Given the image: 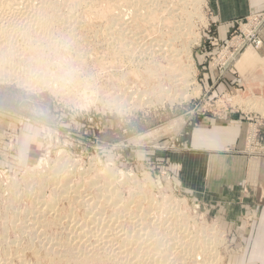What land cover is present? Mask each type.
Returning <instances> with one entry per match:
<instances>
[{"label": "rangeland", "instance_id": "374dc122", "mask_svg": "<svg viewBox=\"0 0 264 264\" xmlns=\"http://www.w3.org/2000/svg\"><path fill=\"white\" fill-rule=\"evenodd\" d=\"M40 1L30 0L29 2V0H26L25 4V1L21 0V7H23V4L25 5L22 8L25 16L19 20L17 25L12 26V28L10 25V18L6 15L8 17L7 21V17L0 13V30L3 29L5 32V30L9 31V28H11L10 31L13 29L11 32L12 34L10 33L9 35V40L13 37V43L10 42L11 40L8 41V44L11 45V51L5 50V52L0 49V55H3L2 57L0 56V186L2 184H7L14 176H16L15 178L21 184L23 180V172L28 167L39 164L41 161L40 159L43 157L49 156L50 166L57 164L56 167L58 168V175L62 179L68 178V176L65 175H69L68 183L73 186V190L77 187L82 190L81 188L85 187L82 191H80L83 192L88 188L84 194H89L91 192L89 196L94 195L93 197H97L95 194H98L99 192L98 198L100 201H98L97 205L100 208H104V214L106 217L117 213L119 221L122 218L119 223L123 226L129 227L132 219L130 216H124V213L122 212L124 210L122 209L125 207L129 208L127 211L131 213L134 211H141L142 209L145 211L147 209L149 212L147 210L145 212L148 213V220L146 221L148 224H145V226L147 231H152L151 229H153L151 233L155 235V237L154 235L152 236L154 238L150 237L148 241L149 243L151 242L155 245L156 248H162V250H158V252L161 251L158 254L164 256L163 254L169 251L168 249L171 246L170 244H172H169V242L171 240L174 243L176 242L173 240L174 238L171 237V228L179 225H186L189 227L187 228L189 230L186 234L188 233L190 235L192 232L193 236H196L197 234V236H199L198 239L200 240L199 245L203 244V247L198 246L200 251L204 248V253L198 252L196 255L198 260L203 261L209 258L211 259L209 264H215V262L217 264H264L261 261L251 259L253 246L251 242H248V240L246 242V239L253 234L252 231L257 220V214L255 211V207L257 205L255 198L247 196V194H243L242 196L239 195L235 199V202H233L232 199L230 200L231 197L227 200L226 195L220 193H210L200 197L190 195L188 192L176 185L174 179L176 176L174 174L176 165L172 166V163H169L166 156L167 153L185 151L190 148L189 140L194 127L208 123L224 124L226 121L232 120L242 122L243 137L241 143L235 145L230 150H233L234 152L240 151V153H244L251 157L264 155V152L260 151L259 148L260 146L264 147V115L256 110H244L237 103L240 98H264V94H259L257 92H254L253 94H248L247 92L241 93L237 90L238 86H236V84H233L232 86L234 88L229 91L221 84L230 82L229 74H238L237 65L239 61L236 64V60L234 62V66L233 64H230L229 67H219L224 60L222 59L223 54H221V52L225 43L219 41L214 35V29L212 28L210 17L209 0H158L159 4L157 3V5H155L152 9L155 12L152 14L153 16L146 19L144 22L140 21L141 23L139 22V25L135 24L134 21L136 20H133L132 22L130 21L128 23L129 25L126 24V26L129 27L128 30L132 26L129 30L132 33L128 31L131 34L129 35L128 33V37L134 36L133 34L137 32L138 34L136 35L137 39L135 47L137 45L147 46L144 47L143 50L148 51V56L143 54L142 51L139 52L138 49L135 52L136 55L135 53L134 55H131V53L126 49L123 50V45L118 44L116 41L119 29H116V31L114 28L109 31L105 28L106 30H103L106 34H104L103 30L99 31L100 34H96L97 26H100V24L104 25V23H107V20H112L104 17L106 15L103 11L106 10V7L103 8L104 10L102 9L104 5L108 6V4H104V1L106 2L108 0H100V2H97V0H63V3L60 2L62 0H47L48 3L46 0L45 2H43V0ZM51 1L54 4H51ZM64 1L66 5L64 4ZM69 1H72V4ZM112 1H114V4L117 1L120 2L117 4L124 6V8L128 10L127 13L130 15L128 17H130V19L133 18L131 8L125 6L124 1L111 0V2ZM42 2L44 6L47 3L44 8L45 10L43 9L44 12L38 10V8L43 5L41 4ZM67 2L73 10L69 5H67ZM75 2L76 5L74 4ZM96 2L97 4L94 6ZM52 5H56V8ZM27 6H29L30 10L26 8ZM150 6V2H146L144 4V10H147L148 8L151 9ZM32 7H34V10ZM52 8L58 12L54 11V9L52 10ZM31 10L35 13H32ZM28 11H31V14L29 12V17ZM37 11H40L41 13ZM102 12L104 14H102ZM52 13H54V15ZM37 14L44 15H38L39 18H41L39 19ZM47 14L49 18L47 17ZM51 14L52 17L50 18ZM202 15L207 20H202ZM61 16L62 19H60ZM42 17L45 19H42ZM53 17H55L56 20L54 19L52 21L51 19ZM33 18H36L37 20L39 19V22ZM46 18L48 20H46ZM25 19L29 21L27 22ZM62 20L65 22H62ZM170 20L171 23H169ZM29 22L31 23L30 27L27 25ZM45 22L48 24L50 23L49 26ZM68 23L70 25L74 24L75 26H72L75 29L72 26L71 29ZM35 24L38 27L35 26ZM44 25L45 27L46 25L48 26L47 29H44L46 32H43L44 30L40 29V27H44ZM33 26H35V28ZM1 27H5V29H1ZM180 27H189L190 29H185V33L180 35ZM24 28L26 29V32L30 31L26 33ZM27 28L29 30H27ZM36 28L40 31H37ZM23 31L27 34V36ZM194 31L200 33L201 38L199 43L195 44L192 48L193 60L188 61L185 56L183 57V60H185L184 64H193L195 70L194 81L196 84H199L198 86L200 91L195 90V85H193L187 92H184L181 86H174V84L169 86V81L171 79L169 75L163 71L169 64L168 57L170 53L167 52L168 54H166L163 50H160V48L157 47L156 50V48H152V46L155 41L157 42L162 40L163 42H161L164 44L168 42L170 38L174 37L175 39L172 40L174 41L173 48L179 49L184 46L187 39L192 37L191 32ZM30 34L31 36H29ZM51 34L53 36H51ZM109 34H111V36ZM96 35L99 37H94ZM0 36H3V34L1 33ZM228 37H230V35ZM109 38L110 40L112 39L111 41L113 42L109 41ZM215 39H217L219 43L215 44ZM2 40L3 37H0V41ZM114 41H116V43H114ZM52 42L54 45H52ZM116 44L118 45L116 46ZM13 50L14 52L16 51V53H13ZM157 51H159L160 54ZM152 55L158 59L155 57L152 58ZM159 56L161 57V60ZM130 57L133 60H131ZM9 59H13V62ZM250 59L251 61L253 59L256 61H262L259 60L256 55H253V57L251 55L248 56L244 62H249L248 60ZM149 60H151L152 62H150L154 64H151ZM157 62L163 63L164 65L160 63L158 64ZM252 64L250 65L252 66ZM7 72L13 73L14 76L13 74L11 75V73ZM8 76H10V78ZM53 76L54 78H52ZM27 79L29 81H27ZM45 80L46 82L43 84V81ZM32 82H34V84H31ZM212 82L216 83L211 87ZM167 86L170 88L164 90ZM60 157L63 158L65 162L58 161L57 163V159ZM64 169L65 171L62 172ZM48 170L49 167H45V172H48ZM109 171L114 173V178L112 177L114 182L110 184V187L112 185V192H116V194H114L115 196L113 195L115 198L112 197V200L114 201L111 202L113 207L110 203H104L105 200L103 197L100 198L101 194L97 189L98 185H105V175L103 176L102 174H106ZM147 177L150 179L148 180ZM94 178H97L98 180H95ZM86 180L89 181L87 182ZM80 181L81 184L79 183ZM141 181L144 183L142 184ZM84 182L86 186H84ZM92 182H96V185H92ZM21 187V190H25L24 184ZM143 190L145 192H143ZM10 191L12 190L9 189L4 191L5 193L7 192L8 195L3 191H0V236H5L8 240L18 239L22 242H18L21 244H17L18 247H16V251H20V253H14L12 259L15 262L11 261V264L22 263L17 256L18 254H21V250H23V252L20 256L23 258L24 253L27 252L25 253L27 261L24 258L23 260L27 263L30 262L31 264H38L39 261L41 262L39 264H53V262L55 264V260L56 264H66L69 262V264H88V262L90 264H115L114 259H111L108 255L105 256L106 253L104 251L95 248V250L92 249L91 252L90 249L85 250L86 255L83 254L85 257H83L82 262L71 258V255L64 252L65 248L63 247V242L61 241H66V231L63 229V226L59 223L58 219L55 220L56 222H50L52 217L47 218L48 223L52 224H50L51 228L49 224V227L48 225L44 226V231H46L45 233L48 237L47 238L45 234V240L51 241L57 238L55 241L61 243L62 245L61 246L59 244L53 248L57 251V253L49 246L42 244L41 240L45 237L34 240L30 239L27 233H19L20 231L16 230L17 228L14 226L19 224L25 217H31V221H33L32 216L34 214H41V216L38 215V221L41 219L44 220L45 218H43L42 213H35L32 198L23 195L21 193L22 191L20 192L21 194L17 192L19 193V198H17L15 202H9L8 197H10ZM43 191L44 196H46L47 199H50L52 187L47 186L43 189ZM131 192H136L138 194L135 193L136 196H133ZM146 194L148 196H146ZM235 195V193L231 194L233 197ZM44 196L43 198H45ZM123 198H125L124 203H121ZM118 199L119 201H116ZM178 199L182 201L186 200L185 205L183 203L181 208L185 211V213H189H187L190 218L189 221L188 217L185 216L184 218L183 216H180L181 218H175L174 220V218L172 219L167 216L169 215L168 213L163 211H167L168 208L172 206L170 205V202L173 204ZM61 200L63 202H61ZM67 200H69V202ZM151 200H155L156 203L154 201V204H151V202H149ZM58 203H60L57 204V207L59 208H57L59 217L64 220H66L69 216L73 217L75 214L76 216L74 217H78L76 219L81 220L85 218L87 214V207L82 204L80 206V202L77 200L74 201L73 196L69 199L62 198L58 201ZM118 204H121V207ZM115 205H118V207ZM152 205H155L156 208H153L154 206ZM166 205L167 209L165 208ZM8 206L10 207L9 209ZM13 206L16 207L14 208ZM82 206L84 209L81 210ZM160 206H162L163 209H158ZM29 208H31V210ZM73 208H75V211L79 209V214L77 211V213H75ZM107 208L108 211H106ZM15 210H17L18 213ZM144 211L142 210V213ZM162 211L166 214V217L163 213H158ZM152 213L159 214L156 215L160 217V220H158L159 217L156 220L157 216L154 214L156 217H153ZM150 214L152 216H150ZM191 215H194V218ZM149 217L152 219L155 218L154 221H152ZM158 221L159 224L162 223L160 226L162 228L159 227V224L155 225ZM170 221L173 222L169 226ZM174 222L176 223L175 226ZM182 222H184L185 225ZM190 222L191 225H189ZM11 223L13 225H11ZM56 223H59L58 228L56 227L58 226ZM166 224L169 226V229H167L168 226ZM154 225L156 227L155 229L153 227ZM163 227L167 229V233L165 229L163 230ZM157 229L158 236L155 233ZM192 229H194L195 232ZM201 230L202 232H200ZM62 232L65 234H62ZM214 233L215 235L213 236L216 242L213 244L214 252L210 251L209 248L205 251V244L202 241V238L204 239L205 235ZM49 235L51 238H49ZM59 235L61 237L63 235L65 236L61 239ZM159 236L161 240L158 238ZM164 236L165 238H163ZM161 237L164 240H162ZM26 239H29V243ZM159 240L162 241V244L165 245L167 242L170 246L166 244V249L163 247L164 245L160 244ZM32 241H34L36 245H32L34 243ZM40 244H42L41 248ZM19 245H21V247ZM28 246L32 250H30ZM46 246L48 248H46ZM58 250L60 252H58ZM144 252L146 253V257H143L144 260L146 262L148 260L151 262V255L148 256V251ZM87 253H89V256ZM166 255L167 253L165 256ZM57 256H59V258H57ZM39 257H42V259ZM106 257L107 261L105 260ZM68 259H70V261ZM212 260L213 262H211ZM149 261L148 263H150ZM186 262L188 264L192 263L191 259H187Z\"/></svg>", "mask_w": 264, "mask_h": 264}, {"label": "bare ground", "instance_id": "6f19581e", "mask_svg": "<svg viewBox=\"0 0 264 264\" xmlns=\"http://www.w3.org/2000/svg\"><path fill=\"white\" fill-rule=\"evenodd\" d=\"M25 1V4H26V0H24ZM37 1V0H36ZM40 1V0H39ZM56 1V0H55ZM59 1V0H58ZM79 1V0H78ZM83 1V0H82ZM90 1V0H89ZM95 1V0H94ZM93 1V2H94ZM100 2V0H97V2ZM116 1V0H115ZM121 1V0H120ZM122 1H124V3H125V6H128L129 8H131V13H133V18L132 19H130V17H128V16H130L129 15V13H127L128 12V10L127 9H125L124 8V6H122V5H118L117 3H120V2H116L115 4H114V1H112L111 2V0H108V1H104V4H108V6H106V5H104V7H102V9L103 8H105L106 7V10L105 11H103V12H105V15L106 16H104V15H102V16H104L105 18H109V20H111V21H108L107 19V23H104V25H101L100 24V26H97V28H96V34L98 33V34H100L99 33V31H101V30H103V29H105V28H107L109 31L110 30H112V29H114L115 28V30L116 29H119L118 30V35H117V43L118 44H122L123 45V47H124V49L123 50H128L130 53H131V55H134V53L136 52V50L138 49L139 50V52L140 51H142V53L143 54H145L146 56H148L147 55V53H148V51H144L143 49H144V47H147V46H144V45H137L136 47H135V45H136V39H137V32H135L134 33V31H133V35L134 36H129L128 37V33L130 32L129 30L132 28V26H131V28L128 30V28L129 27H127L126 26V24H128L130 21L132 22L133 20H136V21H134L135 22V24L137 25L140 21H145L146 19H148V18H150L151 16H153L152 14L153 13H155L154 12V10H152L153 8H154V6L155 5H157V3L159 2L158 0H122ZM165 1V0H164ZM167 1V0H166ZM170 1V0H169ZM175 1V0H174ZM187 1V0H186ZM205 1V0H204ZM28 2V1H27ZM29 2H30V0H29ZM33 2V1H32ZM31 2V3H32ZM41 2V1H40ZM39 2V3H40ZM43 2H45V0H43ZM43 2L41 3V4H43ZM46 2H47V0H46ZM60 2H62L63 3V0L62 1H60ZM70 2V1H69ZM72 2V1H71ZM70 2V3H71ZM74 2V1H73ZM92 2V3H93ZM97 2L95 3V5L94 6H96V4H97ZM146 2H150V8L151 9H147V8H145V9H147V10H144V4L146 3ZM48 3V2H47ZM47 3L45 4V6L47 5ZM68 3V2H67ZM80 3H81V1H80ZM83 3V2H82ZM123 3V4H124ZM199 3V2H198ZM206 3V2H205ZM21 0H0V13H2V14H4L5 16L7 15L9 18H10V25H11V28H12V26H15V25H17L18 23H19V20L23 17V16H25V13L23 12L24 10L22 9L25 5L23 4L22 6L23 7H21ZM34 4V3H33ZM51 4H54L52 1H51ZM50 4V5H51ZM64 4H65V1H64ZM72 4V3H71ZM75 5H76V2L74 3ZM94 4V3H93ZM122 4V3H121ZM159 4V3H158ZM162 4V3H161ZM160 4V5H161ZM30 5V4H29ZM49 5V4H48ZM66 5V4H65ZM67 5H69V3L67 4ZM77 5H78V2H77ZM177 5V4H176ZM186 5V4H185ZM198 5V4H197ZM34 6V5H33ZM40 6V5H39ZM45 6H44V4L42 5V6H40L39 8H38V10H41V11H43L44 12V8H45ZM52 6H54V5H52ZM70 6V5H69ZM79 6H80V4H79ZM146 6V5H145ZM159 6V5H158ZM195 6V5H194ZM31 7V6H30ZM38 7V6H37ZM37 7H36V10H37ZM51 7V6H50ZM49 7V8H50ZM73 7H74V5H73ZM157 7V6H156ZM155 7V8H156ZM176 7V6H175ZM27 9H29V6H27L26 7ZM54 8H56V5L54 6ZM54 8H52V10L54 9ZM58 8V7H57ZM70 8H72L71 6H70ZM76 8H77V6H76ZM186 8V7H185ZM194 8V7H193ZM32 9L34 10V7H32ZM44 9V10H43ZM60 9V8H59ZM23 10V11H22ZM30 10V9H29ZM72 10H73V8H72ZM104 10V9H103ZM130 10V9H129ZM32 11V10H31ZM31 11H28V17H29V12H30V14H31ZM54 11H56V12H58L57 10H55L54 9ZM172 11V10H171ZM177 11H178V9H177ZM183 11V10H182ZM37 12H39V13H41L40 11H37ZM49 12H50V10H49ZM70 12V11H69ZM102 12V14H104ZM156 12H158V11H156ZM32 13H35V12H33L32 11ZM55 13V12H54ZM54 13H52L53 15H54ZM70 13H72V12H70ZM130 13V14H131ZM189 13V12H188ZM45 14V13H44ZM44 14H37V17L39 18V16L38 15H44ZM49 14V13H48ZM48 14H47V17H48ZM52 14H51V16H50V18L52 17ZM58 14V13H57ZM176 14V13H175ZM174 14V15H175ZM56 15V14H55ZM60 15V14H59ZM70 15V14H69ZM1 16H3V15H1ZM4 16V17H5ZM6 16V17H7ZM26 16H27V14H26ZM35 16V15H34ZM8 17L6 18L7 19V21H8ZM31 17V16H30ZM33 17V16H32ZM45 17V16H44ZM44 17H42V19H45ZM63 17H64V14H63ZM175 17V16H174ZM24 18V17H23ZM26 18V17H25ZM49 18V17H48ZM67 18V17H66ZM72 18V17H71ZM70 18V19H71ZM157 18V17H156ZM169 18V17H168ZM27 19V18H26ZM25 19V20H26ZM30 19V18H29ZM33 19H35V20H37L36 18H33ZM39 19H41V18H39ZM38 19V20H39ZM55 19V17H53L51 20L53 21ZM60 19H62V16H61V18ZM73 19V18H72ZM188 19V18H187ZM202 20H207L203 15H202V18H201ZM37 20V21H38ZM46 20H48L47 18H46ZM45 20V21H46ZM56 20V19H55ZM65 20V19H64ZM27 22L29 21V20H26ZM36 21V22H37ZM73 21H75V20H73ZM72 21V22H73ZM100 21H102V20H100ZM191 21V20H190ZM22 22V21H21ZM20 22V23H21ZM30 22H31V20H30ZM26 23L27 25H29V27H30V24L31 23ZM33 22V21H32ZM39 22V21H38ZM41 22V21H40ZM44 22V21H43ZM46 22H48V21H46ZM45 22V23H46ZM51 22V21H50ZM62 22H65V21H63L62 20ZM70 22V21H69ZM78 22V21H77ZM106 22V21H105ZM173 22V21H172ZM7 23H9V22H7ZM34 23V22H33ZM32 23V24H33ZM42 23V22H41ZM41 23H40V25H41ZM75 23V22H74ZM102 23V24H103ZM141 23V22H140ZM168 23V22H167ZM169 23H171V20L169 21ZM3 24V23H2ZM37 24V23H36ZM35 24V26H37ZM46 24H48V23H46ZM50 24V23H49ZM49 24H48V26H49ZM77 24V23H76ZM133 24V23H132ZM134 24V25H135ZM186 24V23H185ZM9 25V24H8ZM8 25H6V26H8ZM23 25H24V23H23ZM26 25V26H27ZM34 25V24H33ZM43 25V24H42ZM68 25H70L69 23H68ZM72 25H74V24H72ZM72 25H70V28L72 29ZM129 25V24H128ZM139 25V24H138ZM154 25V24H153ZM1 26V25H0ZM2 26H4V25H2ZM21 26H22V24H21ZM26 26H25V28H26ZM35 26H33L34 28H35ZM47 25H46V27H45V25H44V27L43 26H41L40 27V29L42 30H44V29H47V27H48ZM72 26V27H71ZM75 26V25H74ZM124 26H126V27H124ZM151 26V25H150ZM10 27V26H9ZM20 27V26H19ZM28 27V26H27ZM38 27V26H37ZM53 27V26H52ZM63 27V26H62ZM119 27V28H118ZM2 28H4L5 29V27H1V29ZM11 28H9L8 30L9 31H7V30H5V32H4V30L2 29V30H0V34L2 33L3 34V36H0L1 38L3 37V40L2 41H0V49L2 50V51H5V50H9V51H11V49H10V46L11 45H9L8 43V41H10L11 43H13L12 42V38L9 40V35H10V33L12 32V30L10 31V29ZM15 28V27H14ZM17 28V27H16ZM24 28V31L26 30ZM74 28V27H73ZM136 28V27H135ZM32 29V28H31ZM65 29V28H64ZM75 29V28H74ZM138 29H139V27H138ZM174 29V28H173ZM185 29H190L189 27L187 28H184V27H180L179 28V32H181L180 33V35H182V33L184 34L185 33ZM17 30V29H16ZM22 30V29H21ZM27 30H29L28 28H27ZM33 30V29H32ZM36 30H37V28H36ZM39 30V29H38ZM37 30V31H38ZM51 30H52V28H51ZM50 30V31H51ZM106 30V29H105ZM114 30V31H115ZM192 30H193V28H192ZM191 30V31H192ZM18 31H19V29H18ZM23 31V32H24ZM30 31V30H29ZM29 31H27V32H29ZM34 31V30H33ZM40 31V30H39ZM49 31V30H48ZM53 31V30H52ZM104 31V30H103ZM103 31H102V33H103ZM117 31V30H116ZM129 31V32H128ZM139 31V30H138ZM188 31V30H187ZM20 32V31H19ZM26 32V31H25ZM24 32V33H25ZM26 32V33H27ZM35 32V31H34ZM42 32V31H41ZM40 32V33H41ZM43 32H46V30H44ZM72 32V31H71ZM16 33V32H15ZM25 33V34H26ZM32 33V32H31ZM39 33V34H40ZM53 33V32H52ZM101 33V34H102ZM111 33V32H110ZM130 33H132V32H130ZM129 33V35H131ZM189 33V32H188ZM12 34V33H11ZM21 34V33H20ZM35 34V33H34ZM37 34H38V32H37ZM43 34H45V33H43ZM48 34V33H47ZM74 34V33H73ZM104 34H106V32L104 31ZM191 34H192V37L190 38V39H187L186 40V43H184V46L183 47H181V48H173V42L174 41H172L173 39H175L174 37H172V38H170L169 39V41L168 42H166V43H162L163 41L162 40H160V41H155L154 42V44H153V46H152V48L153 47H155L156 48V50H157V47L158 48H160V50H163L166 54H168L167 52H169L170 53V55H169V64H168V66H166L165 68H164V72H166L168 75H169V77H170V85L169 86H172L173 84H174V86H181V88H182V90L184 91V92H187L190 88H192L191 86H193V85H195L194 86V89L195 90H199V84L197 83L196 84V82L194 81V74H195V70H194V66H193V64L192 63H187V64H184L185 63V60H183L184 58V56H185V58L188 60V61H191V60H193V50H192V48L194 47V45L195 44H197V43H199V41H200V38H201V35H200V33H198V32H191ZM16 35V34H15ZM21 35H23V34H21ZM76 35H77V33H76ZM110 36H111V34H109ZM19 36V35H18ZM26 36H27V34H26ZM25 36V37H26ZM29 36H31V34L29 35ZM39 36V35H38ZM38 36H37V38H38ZM42 36V35H41ZM49 36V35H48ZM51 36H53L52 34H51ZM136 36V37H135ZM179 36V35H178ZM177 36V37H178ZM189 36V35H188ZM47 37V36H46ZM94 37H96V38H98L99 36H94ZM115 37H116V35H115ZM114 37V38H115ZM16 38V37H15ZM31 38V37H30ZM73 38V37H72ZM75 38V37H74ZM79 38V37H78ZM85 38V37H84ZM104 38V37H103ZM113 38V37H112ZM181 38V37H180ZM188 38V37H187ZM24 39V38H23ZM47 39H48V37H47ZM46 39V40H47ZM50 39H51V37H50ZM59 39V38H58ZM77 39V38H76ZM94 39V38H93ZM147 39V38H146ZM34 40V39H33ZM44 40H45V38H44ZM53 40H54V38H53ZM80 40H82V39H80ZM112 40V39H111ZM110 40V38H109V41H111ZM164 40V39H163ZM182 40V39H181ZM39 41V40H38ZM50 41H52V40H50ZM74 41H75V39H74ZM83 41V40H82ZM116 41H114V43H116ZM162 41V42H161ZM16 42V41H15ZM46 42V41H45ZM48 42V41H47ZM54 42V41H53ZM53 42H52V45H54L53 44ZM71 42V41H70ZM111 42H113V41H111ZM176 42V41H175ZM10 43V44H11ZM41 43H43V42H41ZM55 43V42H54ZM72 43V42H71ZM114 43H111V44H114ZM110 44V43H109ZM118 44H116V46L118 45ZM13 45V44H12ZM17 45V44H16ZM40 45V44H39ZM50 45V44H49ZM80 45V44H79ZM88 45H89V43H88ZM87 45V46H88ZM16 47H18V46H16ZM84 47V46H83ZM166 47V48H165ZM87 48V47H86ZM114 48V47H113ZM117 48V47H116ZM119 48V47H118ZM120 49H121V47H120ZM147 49V48H146ZM149 49V48H148ZM17 50V49H16ZM35 50H36V48H35ZM122 50V49H121ZM154 50V49H153ZM159 50V51H160ZM19 51V50H18ZM118 51V50H117ZM150 51V50H149ZM159 51H157L159 54H160V52ZM6 52V51H5ZM4 52V53H5ZM13 53H16V51L14 52V50L12 51ZM83 52V51H82ZM92 52V51H91ZM94 52V51H93ZM123 52V51H122ZM155 52V51H154ZM246 53L243 55V60L245 61V59H247L248 58V56L250 55H252L253 54V50L252 49H247L246 51H245ZM11 53V52H10ZM10 53H9V55H10ZM18 53V52H17ZM138 53V52H137ZM141 53V54H142ZM157 53V54H158ZM12 54V53H11ZM19 54H20V52H19ZM94 54V53H93ZM119 54V53H118ZM126 54H128V53H126ZM139 54V53H138ZM6 55V54H5ZM4 55V56H5ZM16 55V54H15ZM121 55V54H120ZM135 55H136V53H135ZM1 57L3 56V55H0ZM19 56V55H18ZM82 56V55H81ZM80 56V57H81ZM93 56V55H92ZM92 56H90V57H92ZM124 56H126V55H124ZM151 56V55H150ZM150 56H149V58H150ZM158 56V55H157ZM168 56V55H167ZM166 56V57H167ZM9 57V56H8ZM11 57V56H10ZM13 57H15V56H13ZM133 57V56H132ZM155 57V56H154ZM153 57V55H152V58H154ZM160 57V56H159ZM128 58H129V55H128ZM131 58V57H130ZM139 58H141V57H139ZM142 58H143V56H142ZM147 58V57H146ZM156 58V57H155ZM2 59V58H1ZM22 59V58H21ZM84 59V58H83ZM135 59V58H134ZM138 59V58H137ZM145 59V58H144ZM143 59V60H144ZM156 59H158V58H156ZM155 59V60H156ZM9 60H11V59H9ZM13 60V59H12ZM11 60V61H12ZM20 60V59H19ZM30 60V59H29ZM81 60V59H80ZM131 60H133L132 58H131ZM142 60V59H141ZM154 60V61H155ZM160 60H161V57H160ZM163 60H164V58H163ZM5 61H7V60H5ZM11 61H10V63H11ZM25 61V60H24ZM151 60H149V62H150ZM167 61V60H166ZM2 62H4V61H2ZM13 62V61H12ZM131 62V61H130ZM152 62V61H151ZM150 62V63H151ZM5 63H7V62H5ZM38 63V62H37ZM158 63V62H157ZM160 63V62H159ZM158 63V64H159ZM2 64V63H1ZM8 64H9V62H8ZM151 64H154V63H151ZM160 64H163V63H160ZM5 65V64H4ZM164 65V64H163ZM251 66V65H250ZM38 68V67H37ZM129 69V68H128ZM3 70H4V68H3ZM5 71V70H4ZM6 72V71H5ZM129 72V71H128ZM7 73H11V72H7ZM41 73V72H40ZM153 73V72H152ZM13 73H11V75H12ZM116 74V73H115ZM4 75H6V74H4ZM10 75V74H9ZM10 75V76H11ZM43 75V74H42ZM153 75V74H152ZM10 76H8L9 78H10ZM13 76H14V74H13ZM40 76V75H39ZM42 77V76H41ZM44 78V77H43ZM52 78H54V76L52 77ZM124 78V77H123ZM30 79V78H29ZM50 80V79H49ZM162 80V79H161ZM27 81H29L28 79H27ZM26 81V82H27ZM35 81V80H34ZM44 83L43 84H45V82H46V80L45 81H43ZM123 82V81H122ZM37 83H39V82H37ZM54 83V82H53ZM31 84H34V82H32ZM36 84V83H35ZM40 85V84H39ZM34 87H36L35 85H33ZM38 86V85H37ZM46 86H47V84H46ZM49 86V85H48ZM158 86V85H157ZM169 86H167V87H165V89L164 90H166V89H169L170 87ZM40 87H42V86H40ZM52 87V86H51ZM154 88V87H153ZM156 89V88H155ZM194 91V90H193ZM200 91V90H199ZM164 92V91H163ZM136 93V92H135ZM159 93V92H158ZM161 93V92H160ZM176 94V93H175ZM163 95V94H162ZM186 95V94H185ZM136 96V95H135ZM165 96V95H164ZM176 97V96H175ZM174 97V98H175ZM188 97V96H187ZM124 98V97H123ZM173 98V99H174ZM178 98V97H177ZM258 98V97H257ZM248 98V99H244V98H240V99H238V101H237V103L244 109V110H248V111H253V110H256V111H258V112H260L262 115H264V98ZM121 100H122V98H121ZM149 100V99H148ZM147 100V101H148ZM151 102V101H150ZM114 103V102H113ZM137 103V102H136ZM237 104V105H238ZM129 105V104H128ZM259 144V143H258ZM65 158V157H64ZM41 161H40V163L39 164H37L36 166H30V167H28L24 172H23V180H22V183L25 185V190L24 189H22L21 190V186L23 185L22 183V185L19 183V181L15 178L16 176H14L13 178H11V180L7 183V184H2L1 186H0V191H7V190H12V191H10V197H8V199H9V202H15V200L17 199V198H19L18 196V194L21 192L23 195H26V197H31L32 198V203H33V206H34V208H35V213L37 214V213H42L43 214V218H45L44 220H42L41 218V220H39L38 221V219H39V216H41V214H37V215H31L32 217H33V221H31V217H25L22 221H20V223L19 224H16V226H14V227H16L15 229L16 230H18V231H20L19 233H27L28 234V237L30 238V239H42L43 237H45V232L46 231H44V226H46V225H50L51 223H48V221H47V218L48 217H52V219L50 220V222H54L56 219H58L59 220V223L63 226V229L66 231V234H67V239H66V241L64 242L63 240H61L62 242H63V247L65 248V250H64V248H63V250H64V252L66 253V254H69V255H71V258H74L75 260H77V261H79V262H82L83 261V257H85V256H83V254H85L86 253V251L85 250H87V249H90V252H91V250L93 249V250H95V249H98V250H102V251H104L105 253H106V255L105 256H109L111 259H114L115 260V264L116 263H118V264H188L186 261H187V259H191V261H192V263L191 264H209V261L211 260V259H207V260H203V261H200V260H198L197 259V254H198V252L200 253V252H203L204 253V248H203V250L202 251H200L199 250V247L200 246H202V245H199V239H198V237L199 236H197V234H196V236H193V232L189 235L188 233L186 234V232H188V230L189 229H187V228H189L188 226H186L185 224H184V222H182L185 226H177V227H173V228H171L172 230H171V233H172V236L171 237H173L174 239L173 240H175L176 242L174 243L172 240L169 242V244L170 243H172V244H170V245H168V243L166 242V244L168 245V246H170L169 247V251L168 252H166L167 253V255L165 256V254H163L164 256H162V255H160V254H158V253H160V252H158V250L160 249V247H159V249H158V247L156 248V246L155 245H153L151 242L149 243V239H150V237L151 238H154L155 237V235L153 234V233H151L152 231H153V229H151L152 231H147V229H146V226H145V224H148V222L146 223V221L148 220V213L147 212H145L144 211V209H142L144 212L142 213V210L140 211H134L133 213H131V212H129V211H127L129 208H124V209H122V210H124V211H122L123 213H124V216H130V218L132 219V221H131V224H129V227H126V226H123V225H121L119 222L121 221V219H120V221H119V216H117V213H115V214H113L112 216H109V217H106L105 216V214H104V208L103 207H99L97 204H98V201H100L99 200V192H98V194H95L97 197H93V196H89V194L91 193H87V194H84V192H86V190L88 189H86L85 191H83V192H80V191H82L83 190V188H85V187H83V188H81V186H80V188L82 189V190H80L79 189V187H77V188H75L74 190H73V186H71L69 183H68V178H69V175H65V176H68V178H61L59 175H58V168L56 167L57 166V164L56 165H54V166H50V160H49V156H46V157H43L42 159H40ZM58 161L59 162H61V161H64L65 162V160L63 159V158H58L57 159V163H58ZM55 163V162H54ZM63 163V162H62ZM74 163V162H73ZM39 165V166H38ZM69 166V165H68ZM45 167H49V170H48V172L46 171L45 172ZM59 167V166H58ZM71 167V166H70ZM69 168V167H68ZM77 169V168H76ZM82 169V168H81ZM88 169V168H87ZM116 169V168H115ZM98 170V169H97ZM62 171V170H61ZM65 171V169L62 171V172H64ZM86 171V170H85ZM115 172V171H114ZM123 172V171H122ZM71 173V172H70ZM61 174V173H60ZM67 174V173H66ZM90 174V173H89ZM72 175V174H71ZM103 176L105 175V179H106V183H105V185L103 184V185H101V186H97V189L100 191V198H104V200H105V202L104 203H110V205L112 206V203L111 202H114L112 199L113 198H115V197H113V195L114 194H116V192H112V185H111V187H110V184H112V182H114L113 180H112V177L114 176V173L113 172H107L106 174L104 173V174H102ZM62 176V175H61ZM85 176V175H84ZM117 176V175H116ZM71 177V176H70ZM96 177V176H95ZM72 178V177H71ZM74 178V177H73ZM97 178H98V176H97ZM96 178V179H97ZM103 178V177H102ZM102 178H100V179H102ZM114 178V177H113ZM132 178V177H131ZM95 179V178H94ZM93 179V180H94ZM95 179V180H96ZM118 179V178H117ZM147 179L149 180L150 178L149 177H147ZM98 180V179H97ZM116 180V179H115ZM145 180V179H144ZM75 181V180H74ZM87 181V180H86ZM89 181V180H88ZM87 181V182H88ZM131 181V180H130ZM146 181V180H145ZM151 181V180H150ZM83 182V181H82ZM86 182V183H87ZM101 182V181H100ZM99 182V183H100ZM116 182V181H115ZM119 182V181H118ZM142 182V181H141ZM80 184H81V181L79 182ZM78 183V184H79ZM104 183V182H103ZM139 183V182H138ZM144 182H142V184H143ZM71 184H73V183H71ZM88 184V183H87ZM117 184V183H116ZM136 184V183H135ZM3 185H5V186H3ZM74 185V184H73ZM92 185H96V182L94 183V182H92ZM141 185V184H140ZM47 186H51L52 187V194H51V198L49 199H47L46 198V196H44V194H43V189L45 188V187H47ZM84 186H86L85 185V182H84ZM118 186H119V184H118ZM136 186V185H135ZM24 187V186H23ZM89 187V186H88ZM96 187V186H95ZM94 187V188H95ZM114 187V186H113ZM116 187H117V185H116ZM93 188V189H94ZM118 189V188H117ZM147 189V188H146ZM96 190V189H95ZM115 190H116V188H115ZM43 191V192H42ZM51 191V190H50ZM91 191H92V189H91ZM117 191V190H116ZM119 191L121 192V190L119 189ZM138 191V190H137ZM148 191V190H147ZM17 192H19V193H17ZM27 192V193H26ZM89 192V191H88ZM118 192V191H117ZM134 192V191H133ZM143 192H145L144 190H143ZM5 193V192H4ZM20 193V194H21ZM45 193H46V190H45ZM132 193V192H131ZM136 193V192H135ZM135 193H132L133 194V196L135 195ZM5 194H7V192L5 193ZM136 194H138V193H136ZM140 194V193H139ZM148 194V193H147ZM146 194V196H148ZM8 195V194H7ZM5 196V195H4ZM22 196V195H21ZM43 196L45 197V198H43ZM73 196V199H74V201L75 200H77V201H79L80 202V206H81V204L84 206H86L87 207V214H86V216H85V218H83V219H81V220H78V219H76V218H78V217H74V216H76V214L73 216V217H68L66 220H64V219H62L61 217H59V212H58V210H57V204H60L61 202H63L62 200H61V202L60 203H58V201L60 200V199H62V198H66V199H69L70 197H72ZM115 196V195H114ZM131 196V195H130ZM136 196V195H135ZM140 196V195H139ZM113 197V198H112ZM117 197V196H116ZM121 197V196H120ZM2 198V197H1ZM4 198V197H3ZM25 198V197H24ZM23 198V199H24ZM111 198V199H110ZM133 198V197H132ZM142 198V197H141ZM148 198V197H147ZM171 198V197H170ZM124 199L125 198H123V201L121 202V203H124ZM151 199V198H150ZM137 200V199H136ZM142 200V199H141ZM2 201V200H1ZM19 201H20V199H19ZM65 201V200H64ZM68 202H69V200H67ZM70 201H73V200H70ZM102 201V200H101ZM116 201H119V199L118 200H116ZM127 201V200H126ZM140 201V200H139ZM148 201V200H147ZM146 201V202H147ZM155 201V200H154ZM154 201L153 200H151V201H149V202H151V204H154ZM168 201V200H167ZM166 201V202H167ZM21 202H22V200H21ZM66 202V201H65ZM142 202H143V200H142ZM145 202V201H144ZM158 202V201H157ZM174 202V201H173ZM185 202H186V200H176L173 204H171V202H170V205H172V206H170L169 208H168V210L167 211H165V210H163L165 213H168L169 215H167L168 217H171L172 219L174 218V220H175V218H178L179 219V217L180 216H183V218H184V216L185 217H188V221L190 220V218H189V215H187V213H185V211L181 208V205L184 203V205H185ZM29 203V202H28ZM74 203H76V202H74ZM73 203V204H74ZM120 203V202H119ZM155 203H156V201H155ZM168 203V202H167ZM0 204H1V202H0ZM17 204V203H16ZM15 204V205H16ZM27 204V203H26ZM149 204V203H148ZM161 204V203H160ZM29 205V204H28ZM69 205H70V203H69ZM72 205V204H71ZM100 205V204H99ZM106 205V204H105ZM109 205V206H110ZM119 206L121 205V204H118ZM118 205L116 206V207H118ZM169 205V204H168ZM18 206V205H17ZM59 206H61V205H59ZM78 206V205H77ZM83 206H82V208H81V210L82 209H84L83 208ZM108 206V205H107ZM106 206V207H107ZM110 206V207H111ZM138 206V205H137ZM149 206H150V204H149ZM152 206H154L153 208H156L155 207V205H152ZM14 208L16 207V206H13ZM32 207V206H31ZM64 207V206H63ZM113 207V206H112ZM121 207V206H120ZM144 207V206H143ZM158 207V206H157ZM10 207L8 206V209H9ZM14 208H12V209H14ZM24 208L26 209V207L24 206ZM141 208V207H140ZM145 208V207H144ZM165 208L167 209V205L165 206ZM164 208V209H165ZM6 209H7V207H6ZM30 210H31V208H29ZM59 209V208H58ZM158 209H163V207L162 206H160ZM28 210V209H27ZM63 210H64V208H63ZM73 210L75 211V208H73ZM79 210V209H78ZM78 210H76L77 212H78ZM121 210V209H120ZM16 212H17V210H15ZM18 211H21V210H18ZM33 211V212H34ZM73 211V212H74ZM75 211V213H77ZM106 211H108V208H107V210ZM118 211H119V209H118ZM117 211V212H118ZM148 211V210H147ZM155 211V210H154ZM159 211H161V210H159ZM163 211L162 212H158V213H163ZM28 212V211H27ZM31 212V211H30ZM149 212V211H148ZM0 213H1V211H0ZM18 213V212H17ZM20 213V212H19ZM14 214V213H13ZM22 214V213H21ZM25 214V213H24ZM60 214H61V211H60ZM65 214V213H64ZM78 214H79V212H78ZM77 214V215H78ZM134 214V215H133ZM153 214V217L157 214V213H152ZM155 214V215H154ZM164 214V213H163ZM163 214H161V215H163ZM189 214V213H188ZM2 215V214H1ZM39 215V216H38ZM157 215H159V214H157ZM156 215V216H157ZM160 215V216H161ZM166 214H164V216H165ZM4 216V215H3ZM7 216V215H6ZM20 216V215H19ZM24 216V215H23ZM79 216V215H78ZM150 216H152L151 214H150ZM155 216V217H156ZM192 217L194 216V215H191ZM190 216V217H191ZM21 217H22V215H21ZM64 217V216H63ZM159 216H157L156 217V220H157V218H158ZM163 217V216H162ZM166 217V216H165ZM149 218H151V217H149ZM181 218V217H180ZM194 218V217H193ZM196 218V217H195ZM80 219V218H79ZM152 219V218H151ZM155 219V218H154ZM154 219H152V221H154ZM177 219V220H178ZM14 220V219H13ZM16 220V219H15ZM124 220H126V219H124ZM130 220V219H129ZM158 220H160V217H159V219ZM171 220V219H170ZM173 220V221H174ZM192 220H195V219H192ZM151 221V222H152ZM162 221H163V218H162ZM165 221H167V220H165ZM173 221H170V223H169V226H170V224L173 222ZM180 221V220H179ZM56 222V221H55ZM122 222H123V220H122ZM150 222V223H151ZM157 222V221H156ZM167 222H169V221H167ZM181 222V221H180ZM8 223H10V222H8ZM58 223V224H59ZM153 223V222H152ZM155 223V222H154ZM175 223V222H174ZM181 223V224H182ZM55 224V223H54ZM57 224V223H56ZM57 224V225H58ZM158 225L159 224V221H158V223H155V225ZM1 225V224H0ZM8 225V224H7ZM11 225H13L12 223H11ZM10 225V226H11ZM49 225H48V227H49ZM52 225V224H51ZM51 225H50V228H51ZM125 225H126V223H125ZM155 225L153 226L154 227V229L156 228L155 227ZM162 225V223L161 224H159V227ZM167 225V224H166ZM176 225V223L174 224V226ZM189 225H191V222H190V224ZM6 226V225H5ZM168 226V225H167ZM169 226H168V228L167 229H169ZM203 226H204V224H203ZM1 227V226H0ZM57 228L59 227V225L58 226H56ZM61 227V226H60ZM152 227V226H151ZM194 227V226H193ZM207 227V226H206ZM49 228V229H50ZM54 228V227H53ZM149 228V227H148ZM160 228H162V227H160ZM159 228V229H160ZM195 228V227H194ZM208 228V227H207ZM1 229V228H0ZM7 229H8V227H7ZM48 229V230H49ZM62 229V228H61ZM166 230V233H167V229L165 228V227H163V230ZM201 229V228H200ZM216 229V228H215ZM58 230V229H57ZM63 230V231H64ZM162 230V229H161ZM194 232H195V230L194 229H192ZM191 230V231H192ZM6 231V230H5ZM9 231V230H8ZM157 232H158V229H157V231L155 232L156 234H157ZM169 232H170V230H169ZM190 232V231H189ZM200 232H202V230L200 231ZM56 233H57V231H56ZM64 232H62V234H63ZM160 233V232H159ZM163 233V232H162ZM198 233V232H197ZM206 233H207V230H206ZM220 233V232H219ZM53 234V233H52ZM58 234V233H57ZM65 234V233H64ZM165 234V233H164ZM164 234H162V235H164ZM17 235V234H16ZM154 235V237H152ZM166 235V234H165ZM213 235H215V233L214 234H210V235H205L204 237V239L202 238V241L204 242V244H205V251L209 248V250L210 251H212V252H214L213 250H214V247H213V244H214V242H215V240H214V236ZM221 235V234H220ZM19 236H20V234H19ZM51 236H53V235H51ZM55 236V235H54ZM60 236V235H59ZM63 236H65V235H63ZM62 236V237H63ZM157 236H158V234H157ZM160 236H161V234H160ZM160 236L158 237L159 239H160ZM170 236V235H169ZM9 237V236H8ZM16 237V236H15ZM21 237V236H20ZM23 237V236H22ZM27 237V238H28ZM46 237H47V234H46ZM46 237L45 238H43L42 240H41V242H42V244L43 245H47V246H49L50 248H55V246L57 245H61V243H59V242H57V241H55V240H51V241H49L48 239V241H46L45 239H46ZM61 236H60V238L61 239H63ZM203 237V236H202ZM224 237V236H223ZM9 238H11V237H9ZM48 238V237H47ZM49 238H51L50 237V235H49ZM53 238V237H52ZM59 238V239H60ZM162 238V237H161ZM163 238H165V236L163 237ZM162 238V240H164ZM168 238V237H167ZM23 239V238H22ZM27 240V242H28V240L29 239H26ZM161 240V239H160ZM159 240V241H160ZM21 242V240H18V239H14V240H8L7 238H5V236H0V264H11L10 262L11 261H13V255H14V253L15 254H17L18 252L20 253V251H16V247H18V245L17 244H21V243H18V242ZM23 241V240H22ZM45 241V242H44ZM25 242V241H24ZM31 242V241H30ZM32 242H34V241H32ZM155 242H156V240H155ZM162 241H160V244H162L161 243ZM29 243V242H28ZM163 243H164V241H163ZM176 244V245H174V244ZM216 243V242H215ZM219 243H220V241H219ZM42 244H40V248L42 247ZM165 244V245H166ZM29 245V244H28ZM32 245H36L35 244V242L32 244ZM162 245H164V244H162ZM165 245L163 246V247H165ZM174 245V246H173ZM20 247H21V245H19ZM46 246V248H48ZM62 246V245H61ZM60 246V247H61ZM199 246V247H198ZM25 247H26V245H25ZM29 247V246H28ZM35 247V246H34ZM34 247H32V248H34ZM162 247V246H161ZM203 247V246H202ZM39 248V249H40ZM44 248V247H43ZM42 248V249H43ZM95 248V249H94ZM166 248V247H165ZM29 249H30V247H29ZM35 249V248H34ZM167 249V248H166ZM201 249V248H200ZM219 249V248H218ZM19 250V249H18ZM21 250V249H20ZM25 250V249H24ZM30 250H32V249H30ZM38 250V249H37ZM56 253H57V251L55 250V249H53ZM60 250V249H59ZM58 250V252H60ZM160 250H162V248L160 249ZM47 251H48V249H47ZM53 251V252H54ZM144 251H148V256H150L151 255V258H152V261L150 262L149 260V262L150 263H148V261L146 262L145 260H144V258L143 257H146V253L144 252ZM166 251V250H165ZM164 251V252H165ZM22 252H23V250H21V254L20 255H22ZM25 252V251H24ZM36 252V251H35ZM40 252V251H39ZM89 252V251H88ZM89 252V253H90ZM95 252V251H94ZM25 253H27V252H25ZM25 253H24V255H23V258L26 260V258H25ZM36 253H38V252H36ZM50 253H52V252H50ZM89 253H87V255L89 254ZM100 253H102V252H100ZM104 253V254H105ZM152 253V254H151ZM41 254V253H40ZM47 254V253H46ZM162 254V253H161ZM19 254L17 255L18 256V259L19 260H21L22 261V263L21 264H31L30 262H25V260H23V258L20 256ZM36 255V254H35ZM49 255V254H48ZM48 255H47V258H48ZM53 255V254H52ZM56 255H58V254H56ZM86 255V254H85ZM92 255V254H91ZM201 255V254H200ZM207 255V254H206ZM205 255V256H206ZM217 255V254H216ZM38 256V255H37ZM36 256V257H37ZM40 256V255H39ZM51 256V255H50ZM89 256V255H88ZM93 256H94V254H93ZM97 256H98V254H97ZM147 256V257H148ZM56 257V256H55ZM68 257V256H67ZM90 257H92V256H90ZM102 257H104V256H102ZM40 259H42V257H39ZM57 258H59V256H57ZM150 258V257H149ZM12 259V260H11ZM92 259V258H91ZM101 259V258H100ZM107 259V257L105 258V260ZM147 259V258H146ZM16 260V259H15ZM34 260V259H33ZM60 260V259H59ZM63 260H65V259H63ZM69 261H70V259H68ZM97 260V259H96ZM102 260V259H101ZM104 260V259H103ZM110 260V259H109ZM27 261V260H26ZM52 261V260H51ZM68 261V262H69ZM107 261V260H106ZM112 261V260H111ZM190 261V260H189ZM13 262H15V261H13ZM12 262V263H13ZM37 262H38V260H37ZM63 262V261H62ZM61 262V263H62ZM100 262V261H99ZM98 262V263H99ZM211 262H213V260L211 261ZM215 262V261H214ZM39 263H41L40 261H39ZM38 263V264H39ZM70 263V262H69ZM69 263H66V264H69ZM95 263H96V261H95ZM34 264H36V263H34ZM53 264H54V262H53ZM55 264H56V260H55ZM72 264V263H71ZM88 264H90L89 262H88ZM210 264H212V263H210ZM215 264H217L216 262H215Z\"/></svg>", "mask_w": 264, "mask_h": 264}, {"label": "crops", "instance_id": "0c3cea01", "mask_svg": "<svg viewBox=\"0 0 264 264\" xmlns=\"http://www.w3.org/2000/svg\"><path fill=\"white\" fill-rule=\"evenodd\" d=\"M263 9L264 0H209L214 35L219 41H225L234 29L235 19ZM243 55L237 65L238 74H229L230 82L221 84L229 91L236 84L241 93L264 94V46L253 50L252 54L262 61L244 62ZM215 83L212 82L211 87ZM242 130V122L238 120L196 126L190 136V148L166 156L172 166L176 165V185L190 195L220 193L225 194L227 200L231 197L233 202L243 194L255 198L257 220L246 242L253 246L251 259L264 263V155L251 157L230 150L241 143ZM232 193L236 195L233 197Z\"/></svg>", "mask_w": 264, "mask_h": 264}, {"label": "built area", "instance_id": "2783aa9c", "mask_svg": "<svg viewBox=\"0 0 264 264\" xmlns=\"http://www.w3.org/2000/svg\"><path fill=\"white\" fill-rule=\"evenodd\" d=\"M215 44L219 43L215 39ZM223 62L219 67H229L230 64L235 65L239 61L242 54L247 49L254 51L260 50L264 46V9L251 15L237 18L234 20V29L225 41ZM233 68V67H232ZM260 151L264 152V147L260 146Z\"/></svg>", "mask_w": 264, "mask_h": 264}]
</instances>
